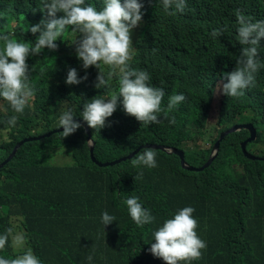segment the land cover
Here are the masks:
<instances>
[{
  "label": "trees",
  "instance_id": "obj_1",
  "mask_svg": "<svg viewBox=\"0 0 264 264\" xmlns=\"http://www.w3.org/2000/svg\"><path fill=\"white\" fill-rule=\"evenodd\" d=\"M143 5L141 25L132 30L137 39L133 40L131 65L147 71L155 87L163 89L165 110L171 95L183 94L186 99L166 116L162 112L159 123L143 125L125 114L121 98L105 122L110 127L101 132L91 128V135L98 139L104 131L112 133L107 136L109 141L97 142V161L105 162L141 145L179 147L198 135L205 137L204 126L214 123L207 104L211 88L231 72L241 51L235 36L238 27L231 17L236 21L239 10L254 22L264 20V0H186L183 13L175 15H169L162 6ZM41 8L42 0H0V33L34 43L36 36L28 27L43 18ZM219 12L226 15L225 31L214 37ZM77 35L69 29L56 41V50L45 48L39 55L29 56L36 99L19 115L14 127L3 124L17 114L0 98V129L6 128L13 136L11 143L0 146V163L28 133L42 135L57 129L65 112L60 103L73 104L72 113L77 116L93 97L113 94L112 87L94 91L91 72L78 87L64 85L62 79H66L69 68H76L78 73L82 63L71 44ZM259 51L263 59L264 47ZM218 103L222 128L235 123L236 115L244 121L242 111H256L253 118L261 130L259 141L264 142V95L221 96ZM259 117L261 122L256 121ZM78 133L87 135L82 128ZM246 136V132L229 136L220 145L211 168L203 173L181 171L175 157L148 148L158 153L159 168L141 176L127 163L96 166L90 160L86 139L75 134L66 140L61 133H54L26 142L0 169V235H8L0 257L12 259L20 250L31 248L44 257L39 258L45 264H84L89 255L92 264H140L138 248L152 238L154 225L145 229L133 223L124 201L135 196L146 202L150 211L153 208L158 219L182 203L196 206L211 242L207 258L200 264H264V161L258 160L262 168L256 169V161L245 160L238 144ZM64 145L74 148L76 168L51 169L57 166L48 165V160ZM210 152L193 146L186 155L188 164H203ZM17 179L22 185L15 183ZM105 211L116 217L107 226L98 219ZM19 235L23 243L16 248L13 244L22 242Z\"/></svg>",
  "mask_w": 264,
  "mask_h": 264
},
{
  "label": "clouds",
  "instance_id": "obj_2",
  "mask_svg": "<svg viewBox=\"0 0 264 264\" xmlns=\"http://www.w3.org/2000/svg\"><path fill=\"white\" fill-rule=\"evenodd\" d=\"M98 1V7H95L89 3V0H42V8L39 11L44 14L43 18L39 23L28 27V31L36 36L34 43L15 40L10 34L0 33V98L7 101L17 114L3 121L5 127H14L19 115L32 106L29 104L31 98L36 99L30 83L31 69L27 64L29 56L39 55L45 48L56 50L58 48L56 41L60 40L69 29L78 34L71 44L75 46L77 59L82 63L78 67V73L76 68H69L66 79H62L64 85L71 88L78 87V84L87 81L90 72L93 79L91 87L96 92H101L102 88H113L118 84V92L107 97H93L83 104V111L77 116H73V104L60 103L59 106L65 112L59 117V127L42 135L37 132L28 133L14 146L5 160L12 153L13 158L22 144L38 141L51 132L62 129L57 133H61L63 140L73 134L86 139L90 160L96 166L101 167L97 163H113L125 158V161L111 167L127 163L132 172L138 176H141L144 171L152 172L159 168V155L152 149L167 157H175L177 168L181 171L203 173L213 165L220 145L229 136L240 132L247 134L238 144L245 160L264 161V142L259 141L261 130L253 118V115L257 114L256 111H242L241 115L245 120L241 121L240 116L236 115L235 123L225 128H222L219 123L221 112L219 97L234 99L247 95V98H251L259 92L264 95V87L261 86L264 78V58L260 59L259 51L260 47H264V20L254 22L251 17L245 16L239 10L236 12L238 29L235 36L241 49L240 55L236 63L232 64L231 72H227L224 76L228 82L223 84V92L216 91L217 87L211 88V97L207 104L209 114L213 111L215 120L212 125L204 126L203 132L206 136L198 135L193 142L185 141L179 147H166L161 144L141 145L105 162L97 161L94 158L97 142L109 141L107 136L112 133L104 131L103 137L98 139L91 135V128L99 129L95 132H101L100 129L106 126V120L116 111L117 103L121 101V98L125 114L135 117L143 125L159 123L158 117L162 112L166 116L168 111L176 108L186 99L183 94L171 95L165 110L162 107L165 96L163 89L155 87L147 71L133 68L131 65L133 40L137 39L133 37L132 30L137 31L141 25L143 4L162 6L169 15H175L176 12L183 13L186 0ZM173 6L175 11L172 10ZM58 13L62 15L58 16ZM224 31L225 29H213L212 35L218 37L223 35ZM256 121L261 122V117L256 118ZM172 122L174 123V119ZM108 127L110 124L104 129ZM78 128H82L87 135L78 133ZM1 129L6 131L4 127ZM215 144H217V151L213 156ZM205 145H209L208 149H211V152L201 164L202 167L189 165L186 159L188 150L193 146L204 149ZM60 150L63 155L71 159V165L51 169L62 171L75 169L74 148L68 149L64 145ZM124 203L135 225L143 226L145 229H150L154 225L150 232L152 238L138 248L142 257L140 264H200L207 258L211 242L203 229L201 217L194 204L182 203L166 216L158 219L156 211L152 207L150 211L145 207L148 204L141 203L138 197H130ZM99 218L104 226L116 221V217L106 211L102 212ZM19 240L22 242L14 243V247H22L23 239L20 235ZM7 242L8 235H0V250L5 248ZM39 257L43 256L35 254L31 248L22 249L15 258L0 257V264H45ZM92 259L93 257L89 255L84 264H92Z\"/></svg>",
  "mask_w": 264,
  "mask_h": 264
},
{
  "label": "rangeland",
  "instance_id": "obj_3",
  "mask_svg": "<svg viewBox=\"0 0 264 264\" xmlns=\"http://www.w3.org/2000/svg\"><path fill=\"white\" fill-rule=\"evenodd\" d=\"M89 3H92L95 7H98V3L99 1L98 0H89ZM103 4V3H102ZM214 10L216 11V9L214 8ZM233 23H237V19L236 21L231 17ZM225 20H226V15L224 13H218V22L217 24L215 25V27L213 29H224V23H225ZM227 79L225 77H223L222 79L218 80L217 83H216V91H221L223 92V84L227 83ZM112 92H118V84L114 85L113 88H112ZM34 97L31 98L29 104L30 105H33L34 104ZM209 118L210 120H215V114L213 111L210 112L209 114ZM53 133V132H52ZM0 146H6L7 144L11 143L12 140H13V136L0 129ZM206 148L209 147V145H205ZM210 149H208L209 151ZM105 155H107V153H104ZM12 156H13V153L0 165V167H3L5 166L8 162L11 161L12 159ZM48 165H51V166H58V167H66V166H69L71 165V159L68 157V156H65L63 155V153L61 152V150H57V152L53 155V157H51V159L48 160ZM202 165L200 164L199 165V168H201ZM253 167L256 168V169H261L262 166L259 164V162H254L253 163ZM15 183L16 184H21L22 183L20 182V180H15ZM207 195V194H206Z\"/></svg>",
  "mask_w": 264,
  "mask_h": 264
},
{
  "label": "water",
  "instance_id": "obj_4",
  "mask_svg": "<svg viewBox=\"0 0 264 264\" xmlns=\"http://www.w3.org/2000/svg\"><path fill=\"white\" fill-rule=\"evenodd\" d=\"M62 129H59V130H56V131H53V133H57V132H60ZM52 132L50 134H53ZM50 134H48L47 136H49ZM92 149H93V144L90 145V151L92 152ZM171 150H174V149H171ZM217 151V144H215V146L213 147V151H212V155L214 156L215 155V152ZM126 159L125 158H122L121 160H117L116 162H113V163H104V164H101V163H97L99 166L101 167H106V166H112L116 163H120V162H123L125 161Z\"/></svg>",
  "mask_w": 264,
  "mask_h": 264
}]
</instances>
